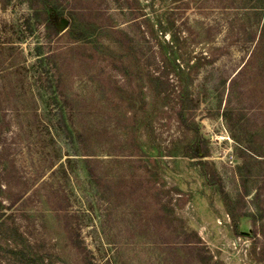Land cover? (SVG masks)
I'll return each mask as SVG.
<instances>
[{
  "label": "rangeland",
  "instance_id": "374dc122",
  "mask_svg": "<svg viewBox=\"0 0 264 264\" xmlns=\"http://www.w3.org/2000/svg\"><path fill=\"white\" fill-rule=\"evenodd\" d=\"M0 264H264V0H0Z\"/></svg>",
  "mask_w": 264,
  "mask_h": 264
},
{
  "label": "water",
  "instance_id": "95a60500",
  "mask_svg": "<svg viewBox=\"0 0 264 264\" xmlns=\"http://www.w3.org/2000/svg\"><path fill=\"white\" fill-rule=\"evenodd\" d=\"M62 22L66 24L67 20L65 18L62 19Z\"/></svg>",
  "mask_w": 264,
  "mask_h": 264
},
{
  "label": "trees",
  "instance_id": "16d2710c",
  "mask_svg": "<svg viewBox=\"0 0 264 264\" xmlns=\"http://www.w3.org/2000/svg\"><path fill=\"white\" fill-rule=\"evenodd\" d=\"M50 24H51V26L53 25V23H52V21L50 20ZM26 255V254H25Z\"/></svg>",
  "mask_w": 264,
  "mask_h": 264
}]
</instances>
